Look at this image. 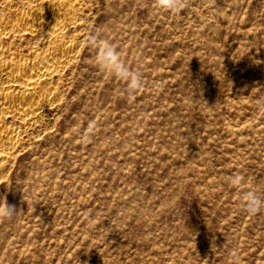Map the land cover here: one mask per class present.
Segmentation results:
<instances>
[{"label":"rangeland","instance_id":"rangeland-1","mask_svg":"<svg viewBox=\"0 0 264 264\" xmlns=\"http://www.w3.org/2000/svg\"><path fill=\"white\" fill-rule=\"evenodd\" d=\"M70 3L54 101L0 122L15 143L0 152V205L19 213L0 217V264H264V210L241 202L264 198V0ZM27 7L0 0V25ZM3 36V66L51 45ZM105 40L142 88L97 67Z\"/></svg>","mask_w":264,"mask_h":264},{"label":"bare ground","instance_id":"bare-ground-1","mask_svg":"<svg viewBox=\"0 0 264 264\" xmlns=\"http://www.w3.org/2000/svg\"><path fill=\"white\" fill-rule=\"evenodd\" d=\"M4 1L10 5H26L28 10L17 13L14 23L10 21L0 25V41L3 35L7 34L38 35V37L44 35L47 42L51 44L50 46L48 44L45 55L41 54L43 56L32 65L11 63L3 66L0 62V78L9 83L7 90L0 98V122L6 119L28 121L37 114L36 112L40 113L54 101L52 97L54 94H50L46 85L51 81L60 64L66 63L74 48L71 43L61 41L71 23L73 6L70 0ZM56 39L60 42L57 44L49 42L57 41ZM2 57L0 54V59ZM13 143V132L0 127V152L8 150Z\"/></svg>","mask_w":264,"mask_h":264},{"label":"clouds","instance_id":"clouds-1","mask_svg":"<svg viewBox=\"0 0 264 264\" xmlns=\"http://www.w3.org/2000/svg\"><path fill=\"white\" fill-rule=\"evenodd\" d=\"M158 7L176 11L184 5V0H156ZM88 42L94 44L97 40L95 34H90ZM100 70L111 71L115 77H119L126 83L127 89L130 93L143 87L142 76L140 73L134 74L131 69H128L121 63L120 53L117 51L114 44L105 40L102 42L100 48L99 64L97 66ZM94 127V121L88 122L86 131H91ZM244 177L240 174H235L230 178V183L233 186H240L243 183ZM242 205L247 213L255 215L261 210H264V198L254 191H247L243 194L241 199ZM19 214L14 205H9L4 199L3 205H0V217H12Z\"/></svg>","mask_w":264,"mask_h":264}]
</instances>
